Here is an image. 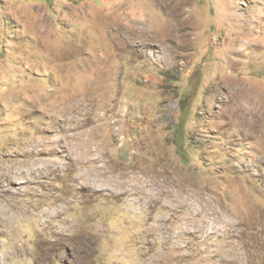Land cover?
<instances>
[{
	"label": "rangeland",
	"instance_id": "rangeland-1",
	"mask_svg": "<svg viewBox=\"0 0 264 264\" xmlns=\"http://www.w3.org/2000/svg\"><path fill=\"white\" fill-rule=\"evenodd\" d=\"M0 206V264H264V0H0Z\"/></svg>",
	"mask_w": 264,
	"mask_h": 264
},
{
	"label": "bare ground",
	"instance_id": "bare-ground-1",
	"mask_svg": "<svg viewBox=\"0 0 264 264\" xmlns=\"http://www.w3.org/2000/svg\"><path fill=\"white\" fill-rule=\"evenodd\" d=\"M0 210L2 212V206H0ZM43 228L52 230L53 231L52 235L56 237V240L43 242V246L40 248V252H39V258H40L39 263L40 264H42L47 259H49L51 256H54L56 254V253H53L52 251L54 249H58V247L60 248L59 238H60V235L62 236V233H60L61 229L58 224L44 225Z\"/></svg>",
	"mask_w": 264,
	"mask_h": 264
}]
</instances>
